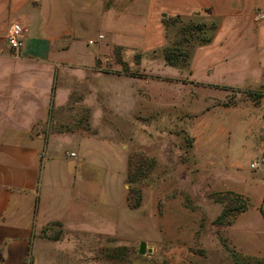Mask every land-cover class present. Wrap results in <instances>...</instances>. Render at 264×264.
<instances>
[{"label":"rangeland","instance_id":"1","mask_svg":"<svg viewBox=\"0 0 264 264\" xmlns=\"http://www.w3.org/2000/svg\"><path fill=\"white\" fill-rule=\"evenodd\" d=\"M104 3L119 28L130 27L128 13L133 33L148 25L150 39L114 45L87 81L69 82L65 116L56 118L66 128L55 127L50 163L63 188L44 190L28 264H238L234 253L264 264V255L236 252L225 234L249 204L231 188L236 176L264 171L260 92L232 84L223 62L196 64L213 33L208 9L181 15L160 0ZM107 29L87 19L89 36Z\"/></svg>","mask_w":264,"mask_h":264},{"label":"crops","instance_id":"2","mask_svg":"<svg viewBox=\"0 0 264 264\" xmlns=\"http://www.w3.org/2000/svg\"><path fill=\"white\" fill-rule=\"evenodd\" d=\"M86 1L0 0V264H28L44 190L63 188L62 181L59 184L50 173V163L60 143L55 127L66 128L56 118L65 116L69 82L87 81L88 68L94 69L114 45L128 41L144 47L150 39L148 25L140 30L143 34L133 33L128 13L124 22L130 27L122 29L117 23L123 21L113 17L104 0H92L88 5ZM160 1L170 14L190 15L208 9L213 33L205 57L196 64L205 68L223 62L232 84L260 92L264 102V18H254L264 12V0ZM88 18L107 25L106 33H97L104 39L87 34ZM16 25L22 29L23 40L17 53L7 41ZM126 31H130L127 37ZM92 38L96 41L89 44ZM73 132L80 133V128L74 127ZM232 165L240 166V162ZM62 169L60 166L63 174ZM233 183L231 188L248 198L249 206L234 216L226 237L236 252L264 255V171L250 177L237 175ZM59 214L65 218L63 211Z\"/></svg>","mask_w":264,"mask_h":264},{"label":"built area","instance_id":"3","mask_svg":"<svg viewBox=\"0 0 264 264\" xmlns=\"http://www.w3.org/2000/svg\"><path fill=\"white\" fill-rule=\"evenodd\" d=\"M255 19H259V18H264V12H260V13H256L254 16ZM22 29L19 26H13L7 36V41L10 45V47L15 51V53H17L20 48L23 45V40H22ZM104 39V35L103 34H99L97 36V40H102ZM96 40L92 39L89 40L88 43L89 44H93ZM258 164H251L252 168H255Z\"/></svg>","mask_w":264,"mask_h":264},{"label":"trees","instance_id":"4","mask_svg":"<svg viewBox=\"0 0 264 264\" xmlns=\"http://www.w3.org/2000/svg\"><path fill=\"white\" fill-rule=\"evenodd\" d=\"M210 39H211V37L208 38L207 43L210 41ZM164 57H165V59H166L168 62L173 63V61H172V59H171V57H170V53H169L168 47L165 48ZM236 200H237V202H240L239 199H236ZM248 206H249V204H246V203L243 202V205H242V207H241V209H240V212H241V211H244ZM222 216H223V212H222L221 215L219 216L218 220L221 219ZM233 257H234L235 262L238 263V264L249 263V261H245V260L241 259V258L239 257V255H236L235 253H234ZM242 258H243V257H242ZM241 260H242V261H241ZM260 260H263V258L260 259Z\"/></svg>","mask_w":264,"mask_h":264},{"label":"water","instance_id":"5","mask_svg":"<svg viewBox=\"0 0 264 264\" xmlns=\"http://www.w3.org/2000/svg\"><path fill=\"white\" fill-rule=\"evenodd\" d=\"M145 247H146V243L145 242H141L139 245V253L143 254L145 252Z\"/></svg>","mask_w":264,"mask_h":264}]
</instances>
